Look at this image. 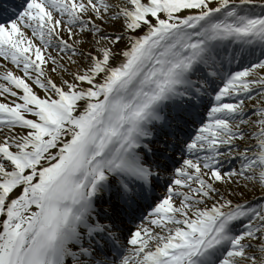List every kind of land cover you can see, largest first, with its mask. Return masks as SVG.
Returning <instances> with one entry per match:
<instances>
[{"label":"snow or ice","instance_id":"snow-or-ice-1","mask_svg":"<svg viewBox=\"0 0 264 264\" xmlns=\"http://www.w3.org/2000/svg\"><path fill=\"white\" fill-rule=\"evenodd\" d=\"M0 264H264V0H0Z\"/></svg>","mask_w":264,"mask_h":264}]
</instances>
